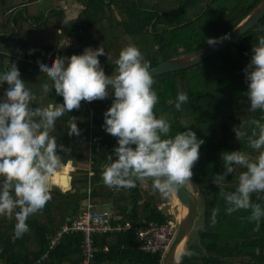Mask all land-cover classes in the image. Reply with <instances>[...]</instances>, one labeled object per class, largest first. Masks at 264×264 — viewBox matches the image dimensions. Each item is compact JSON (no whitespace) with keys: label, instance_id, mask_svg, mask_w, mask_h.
Masks as SVG:
<instances>
[{"label":"trees","instance_id":"1","mask_svg":"<svg viewBox=\"0 0 264 264\" xmlns=\"http://www.w3.org/2000/svg\"><path fill=\"white\" fill-rule=\"evenodd\" d=\"M58 1L41 7L37 0H29L5 13L0 0V74L9 71L14 63L26 88L36 97L44 93L47 103L62 104L63 97L56 95L54 88L49 94L42 89V84L51 85L52 81L40 71L37 61L47 65L50 60V67L57 56L70 58L83 54L85 46L103 47L106 54L98 59L105 74L111 76L116 72L120 51L134 45L155 67L180 52L208 44L209 38L223 36L260 0H224L229 3L227 7L220 6L218 0H77L84 8L75 18H69ZM48 36L53 38L50 46L46 44ZM260 36H264V16L220 52L188 68L153 77L152 87L158 95L154 111L157 118L168 120L170 135L191 129L205 141L192 169L191 186L198 195L199 209L185 245L197 255L184 257L180 264H264V218L256 231V223L244 219L250 210L229 215L225 211L228 205L220 195L221 191L234 192L240 173L246 169L236 167L220 185L213 183L215 175L224 172L222 153L239 150L254 160L264 151L252 149L246 138L237 140L233 131L243 121L264 117L260 110H249L248 82L243 71ZM72 37L76 45L59 46L63 38ZM7 88L6 83L0 85V100ZM181 92L187 93L189 102L177 111L175 104ZM113 100L110 92L104 100L82 101L78 110L56 121L50 134L57 145L70 150L58 149L63 164L86 166L74 168L69 189L53 186L52 199L41 212L28 218L29 231L22 237L14 234L15 213L11 218L0 216V264H83L81 234H65L54 249L49 246L67 218L75 217L87 199L96 206L109 205L116 210L118 222L140 218L165 222L174 217V211L166 208L168 204L159 201L153 182L140 180L131 189L109 188L103 183V169L110 163L108 156L115 159L114 149L118 147L117 138L104 128V113ZM35 104L36 101L32 106ZM72 118L80 129L79 136L68 134ZM90 170L93 175H89ZM251 199L264 208V193H253ZM216 208L220 211L213 227L211 216ZM201 225L206 230H201ZM94 239L102 249L91 264H162L161 252H143L132 246L129 233L96 234ZM46 251L48 257L39 263Z\"/></svg>","mask_w":264,"mask_h":264},{"label":"clouds","instance_id":"2","mask_svg":"<svg viewBox=\"0 0 264 264\" xmlns=\"http://www.w3.org/2000/svg\"><path fill=\"white\" fill-rule=\"evenodd\" d=\"M218 42L221 40L217 38L207 40L213 46ZM105 54L103 47L95 50L89 47L83 54L70 58L57 56L50 67L37 61L40 71L52 81L51 85L42 84V89L49 94L54 88L56 95L63 97L62 104L51 102L33 107L37 97L26 88L14 63L9 71L0 74V85H8L0 100V216L11 218L15 213L16 238L29 231L28 218L41 212L52 199L54 176L63 167L58 149L70 151L57 145L50 134L56 121L78 110L82 101L104 100L110 92L114 100L104 113V128L117 138L118 147L114 149L115 159L108 156L110 163L103 169V183L109 188L131 189L137 186V181L151 178L153 187L164 197L192 183V169L200 159L199 150L205 141L198 139L191 129L172 136L168 120L163 116L157 118L154 110L158 95L152 87L155 83L152 65L136 46L129 45L120 51L115 61L116 72L111 76L105 74L98 59ZM243 71L248 82L249 110L264 112V36L258 37V44L253 45L250 63ZM188 102L187 93H179L176 110L181 111ZM262 120L264 117L253 118L234 126L237 140L246 138L252 149L264 148ZM68 123L69 136H79L75 118ZM222 160L224 172L215 175L216 185L224 182L236 167L246 169L240 173L234 192L220 193L228 205L226 213L250 210L244 219L255 222V230L259 231L264 208L253 203L251 196L264 193V151L254 160L239 150L224 152ZM219 211L218 208L212 211L213 227ZM201 230H206L203 225ZM196 255L193 250L181 248L174 253L175 264Z\"/></svg>","mask_w":264,"mask_h":264},{"label":"built area","instance_id":"3","mask_svg":"<svg viewBox=\"0 0 264 264\" xmlns=\"http://www.w3.org/2000/svg\"><path fill=\"white\" fill-rule=\"evenodd\" d=\"M93 173L92 170L89 171V175H93ZM84 203L81 211L75 217L67 218L58 233L51 239L50 244L51 249L61 242L65 234H81L83 264H91L96 253L102 249L95 243L94 236L96 234L129 233L135 239L133 246L144 252H161L164 255L178 229L179 220L175 214L173 218L165 222L147 218L118 222V214L113 208L99 211L90 199ZM47 255L45 253L41 260H44Z\"/></svg>","mask_w":264,"mask_h":264},{"label":"water","instance_id":"4","mask_svg":"<svg viewBox=\"0 0 264 264\" xmlns=\"http://www.w3.org/2000/svg\"><path fill=\"white\" fill-rule=\"evenodd\" d=\"M1 1L3 4L6 3V0ZM263 16L264 0H260L236 26L223 36L217 38L220 39L221 42H218L214 46L206 44L194 50L180 52L177 55L162 61L157 66L152 67L151 75L154 77L166 72L176 71L198 64L240 39L251 27L258 23ZM144 181L152 182L151 178L145 179ZM62 182L66 185L68 184L69 188L71 187V177L68 180L65 175H62ZM175 195L179 203L187 208V213L181 218V220H179L177 232L167 251L163 255V264H175L174 253L179 251L182 244H185L187 237L194 228L198 215V195L191 184L175 191Z\"/></svg>","mask_w":264,"mask_h":264},{"label":"rangeland","instance_id":"5","mask_svg":"<svg viewBox=\"0 0 264 264\" xmlns=\"http://www.w3.org/2000/svg\"><path fill=\"white\" fill-rule=\"evenodd\" d=\"M236 1H238V0H236ZM247 1H253V0H247ZM69 2H71V0H69ZM227 2L228 1L224 2V0H218L217 1V3L220 6H223V7H227L228 6L229 3L227 4ZM69 12L73 14L75 12L74 8H71ZM48 42H52L53 43V40L50 38V40H48ZM74 45H76L75 44V38L72 37V38H63L61 40L59 46L60 47H64V46L65 47H70V46H74ZM90 48H92L93 50L96 49V47H94V46H92ZM46 59L47 60L49 59L48 56H47ZM48 65H50V64L48 63ZM47 102H48L47 96L45 94H43V95L37 97L35 105H36V107L37 106H41V104H43V106H46L48 104ZM85 166L86 165H83V164H80V163H75V162L74 163L72 162L70 164H63V167L61 168V170L54 176V185L61 186V188L65 189V190L68 189L69 185L68 184L66 185V184H64L62 182V175H65L68 178V180H69V176L70 177L72 176V171L74 170V168H76V167H85ZM144 185L148 186L147 183H144ZM154 192L159 197V201L163 202V203H167L168 206L166 208H169V209L173 210L174 214L178 217L179 210H178V206H177V204L175 202L176 195L174 193H171L167 197H164L156 189L154 190ZM109 208H110L109 205L97 206V210H99V211L108 210ZM201 211L202 210L200 209V214H201ZM185 245H186V241H185V244L183 245V248H185Z\"/></svg>","mask_w":264,"mask_h":264},{"label":"crops","instance_id":"6","mask_svg":"<svg viewBox=\"0 0 264 264\" xmlns=\"http://www.w3.org/2000/svg\"><path fill=\"white\" fill-rule=\"evenodd\" d=\"M28 1L29 0H6V3L5 4H3L2 3V5H3V9H4V12L5 13H9V12H11L13 9H16L17 7H20V6H23V5H26L27 3H28ZM50 1H52V0H37V2L40 4V6L41 7H43V6H47L48 5V3L50 2ZM58 5H60L62 8H64V10H65V13H66V15L69 17V18H75V17H77L79 14H80V12H81V10L84 8L83 7V5L79 2V1H77V0H71V2H69V0H59L58 1ZM71 8H74V13L72 14V13H70L69 11H70V9ZM48 11H49V9L47 10V13H48ZM46 13V14H47ZM50 38H51V36H48L47 38H46V44L47 45H52V42H48V40H50ZM52 40H53V38H51ZM89 47H92V46H85V47H83L82 48V51L84 52V50H85V48H89ZM48 56V55H47ZM47 58V57H46ZM49 58V57H48ZM48 63L50 64V60H48L47 61V65H48ZM44 93H42V94H40L39 96H41V95H43ZM47 100H49L48 98H47ZM50 103H51V101H50ZM46 104V103H45ZM41 105H43V104H41ZM85 203H83V205H84ZM83 205H82V207H83ZM81 207V208H82ZM111 208V207H110ZM109 208V209H110ZM96 209H97V206H96ZM116 234H119V233H116ZM132 236V235H131ZM54 237V236H53ZM52 237V238H53ZM133 237V236H132ZM135 241V239H134V237H133V240H132V244H133V242ZM50 244H51V240H50ZM133 246V245H132ZM49 249H50V246H49ZM51 249H54V248H51ZM106 249V248H105ZM142 251V250H141ZM144 252V251H143ZM45 253H47L48 254V251H46ZM44 253V254H45ZM43 254V255H44ZM42 255V256H43ZM42 256H41V258L38 260V262L40 263L42 260ZM47 257H48V255H47ZM46 257V258H47ZM45 258V259H46Z\"/></svg>","mask_w":264,"mask_h":264},{"label":"bare ground","instance_id":"7","mask_svg":"<svg viewBox=\"0 0 264 264\" xmlns=\"http://www.w3.org/2000/svg\"><path fill=\"white\" fill-rule=\"evenodd\" d=\"M69 175H70V174H69ZM173 193L175 194V192H173ZM175 202H176V204H177V206H178V210H179V215H178L177 218H178V220H181V218L184 217V216L186 215V213H187V208L179 203L177 197L175 198ZM175 206H176V205H175ZM183 245H184V244H182V245L180 246L179 250H180L181 248H183ZM162 264H163V263H162Z\"/></svg>","mask_w":264,"mask_h":264}]
</instances>
